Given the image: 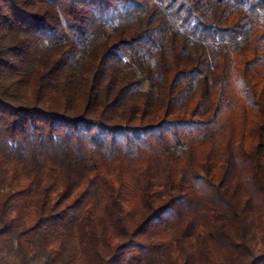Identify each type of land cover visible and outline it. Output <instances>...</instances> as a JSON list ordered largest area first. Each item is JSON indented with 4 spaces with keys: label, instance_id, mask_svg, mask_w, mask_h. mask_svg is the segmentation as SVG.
I'll list each match as a JSON object with an SVG mask.
<instances>
[{
    "label": "trees",
    "instance_id": "obj_1",
    "mask_svg": "<svg viewBox=\"0 0 264 264\" xmlns=\"http://www.w3.org/2000/svg\"><path fill=\"white\" fill-rule=\"evenodd\" d=\"M264 264V0H0V261Z\"/></svg>",
    "mask_w": 264,
    "mask_h": 264
},
{
    "label": "rangeland",
    "instance_id": "obj_2",
    "mask_svg": "<svg viewBox=\"0 0 264 264\" xmlns=\"http://www.w3.org/2000/svg\"><path fill=\"white\" fill-rule=\"evenodd\" d=\"M0 264H13V263L10 260H3V261H0Z\"/></svg>",
    "mask_w": 264,
    "mask_h": 264
}]
</instances>
